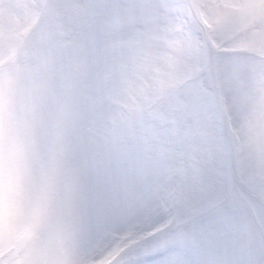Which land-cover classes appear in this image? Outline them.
<instances>
[{"label": "clouds", "instance_id": "obj_1", "mask_svg": "<svg viewBox=\"0 0 264 264\" xmlns=\"http://www.w3.org/2000/svg\"><path fill=\"white\" fill-rule=\"evenodd\" d=\"M21 27L0 264H264V0H32Z\"/></svg>", "mask_w": 264, "mask_h": 264}, {"label": "rangeland", "instance_id": "obj_2", "mask_svg": "<svg viewBox=\"0 0 264 264\" xmlns=\"http://www.w3.org/2000/svg\"><path fill=\"white\" fill-rule=\"evenodd\" d=\"M15 11L6 13L0 8V58L6 43L17 41L22 35V21L28 15L32 0H5ZM11 51V50H10Z\"/></svg>", "mask_w": 264, "mask_h": 264}]
</instances>
